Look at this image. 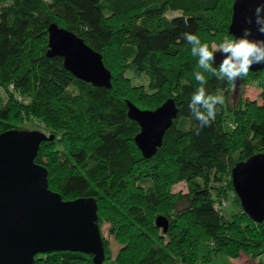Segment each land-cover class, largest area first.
Here are the masks:
<instances>
[{
	"label": "trees",
	"instance_id": "16d2710c",
	"mask_svg": "<svg viewBox=\"0 0 264 264\" xmlns=\"http://www.w3.org/2000/svg\"><path fill=\"white\" fill-rule=\"evenodd\" d=\"M233 2L0 0V88L9 95L8 99L0 95V132L11 128L13 115L25 114L53 130V138L41 142L34 161L47 169L49 188L64 200H96L98 220L108 224L120 245L113 264H189L198 256L202 239L211 243L214 254L230 258L241 253L258 257L264 252V220L255 222L243 212L231 182L236 163L264 153V106L248 114L245 107L217 105L215 119L199 135L195 134L199 121L188 108L198 87L194 78L198 57L191 54L192 46L182 33L213 34L200 14L216 8L213 14L222 22L216 34L230 35ZM166 11L180 14L166 17ZM134 18L137 22L127 32ZM212 21L217 20L212 17ZM52 23L70 30L102 55L111 73L109 89L74 77L62 57L47 55ZM173 59L178 64L169 80L160 65L150 67L155 60L169 69ZM122 66L149 74L155 92L142 94L124 76ZM204 72L206 93L226 100L232 83ZM168 95L175 100L178 116L157 152L146 159L134 142L140 127L127 116V101L155 109ZM226 118L229 130L224 128ZM182 181L188 191L172 193L171 186ZM215 184L221 191L213 194ZM229 190L239 209L226 217L214 202ZM160 215L174 216L166 232L155 225ZM102 240L105 264L109 251ZM205 256L208 261L210 252ZM79 263L93 264L92 256L52 251L36 255L32 264Z\"/></svg>",
	"mask_w": 264,
	"mask_h": 264
},
{
	"label": "water",
	"instance_id": "95a60500",
	"mask_svg": "<svg viewBox=\"0 0 264 264\" xmlns=\"http://www.w3.org/2000/svg\"><path fill=\"white\" fill-rule=\"evenodd\" d=\"M264 0H234L228 33L234 37L245 27L253 36L264 39L255 25L245 24L252 17L258 3ZM215 65L222 56L214 53ZM49 57L60 56L72 75L95 87L109 89L111 73L102 55L82 38L56 23L48 27ZM264 69V64L253 65L250 71ZM240 87V80L235 88ZM127 116L140 127L134 142L146 159L162 145L165 131L178 116L173 97L155 109H141L127 101ZM39 129L10 128L0 132V264H32L38 254L52 251L80 252L92 256L93 264L105 260L104 244L99 231L98 206L92 197L64 200L60 193L48 186L47 169L37 164L41 142L51 140ZM231 182L240 206L252 220H264V153L238 162L231 169ZM163 232L169 220L155 219Z\"/></svg>",
	"mask_w": 264,
	"mask_h": 264
},
{
	"label": "rangeland",
	"instance_id": "374dc122",
	"mask_svg": "<svg viewBox=\"0 0 264 264\" xmlns=\"http://www.w3.org/2000/svg\"><path fill=\"white\" fill-rule=\"evenodd\" d=\"M216 7V6H215ZM216 8H211L209 12H204L201 13V19L204 20L205 22V28L208 30L211 29L213 31H204V36H199L198 38L200 39L201 43H207L209 45V50L214 51L213 45H219L224 41L225 38L227 39H232L230 35H227L225 32L222 33H217L216 34V29L221 28L222 22H218L220 20L217 14L215 13ZM217 13V12H216ZM179 11H166L165 16L166 17H172L175 15H179ZM212 17L216 18V23L212 21ZM137 20L134 18V20L130 21L128 24L130 27L127 30V32L131 31V24H135ZM127 29V28H125ZM210 37V38H209ZM168 63H170L169 69L166 68V64L160 63L158 64L157 61L153 60L150 67L152 66H159L160 69L162 70L163 74L165 75V79L169 80L172 78L174 72L176 71L177 64L178 62H175V59L170 60ZM191 66H195L191 64ZM125 68L124 76L127 77L130 81L131 85L137 86L138 89L142 90V94L150 95L155 92V88H152L154 85L150 84V75L147 73H141L137 72L134 69H131L130 67L122 66L121 69ZM156 68V67H155ZM195 68L197 69L196 71H200L203 75H205V72L203 69H200L198 67V64H196ZM159 69V68H158ZM264 69L258 71H250L247 76L241 77L242 79L246 80V83L240 84V87L238 89L235 88L233 90V86L229 89V91L226 93V100L225 103L228 105V108L230 109H239L241 107H245L248 114L253 113L256 110V107H261L264 106V73H262ZM117 73V72H116ZM118 76H121V72L117 73ZM164 88L166 84L162 85ZM0 95L4 96L6 99L9 98V95L4 92L2 88H0ZM17 99L24 102V103H29V99L26 97H21L16 94ZM167 97H172L171 95L166 96ZM164 99V100H165ZM143 107V106H142ZM141 108V107H139ZM144 109V108H141ZM229 124L230 121L228 118H226L224 122V128L229 130ZM9 125L11 128H26V129H39L42 130L46 135L48 136H54V132L52 129H48L42 126V124L34 117L31 116V114H25L22 117L19 115H13L12 119L9 122ZM237 157V155H235ZM225 182L223 183V186H225ZM144 187H147V184H143ZM215 187L217 186V189L214 190L212 193L215 194V191H221L218 187V184L214 185ZM170 191L172 193H185L188 191V184H186L184 181L182 182H176L174 183ZM220 196V195H219ZM220 200H223L225 205L222 206L220 209L226 217H230L232 212H236L239 209V203L236 201L235 194L229 190L224 197H218L216 198L215 202H219ZM172 217L171 216L168 220L171 221ZM170 223V222H169ZM99 224V231L101 236L105 239L107 249L109 251V260H106L105 262L107 264H113L112 260L114 259L117 250L119 249L120 245L116 242L115 237L113 234L109 232L108 229V224L106 222H103L101 220H98ZM203 241L200 243L198 247V256L196 258L189 262V264H234V260L230 259L227 255L216 253L214 254L213 251L211 250L210 242H206L205 239H202ZM210 252V257L209 260L206 261L205 258H207L208 253ZM242 254V255H241ZM240 259L243 258L245 253H241ZM236 261V259H235ZM105 263V264H106ZM82 264V263H79ZM87 264V263H84ZM183 264V263H182Z\"/></svg>",
	"mask_w": 264,
	"mask_h": 264
},
{
	"label": "clouds",
	"instance_id": "9594fccd",
	"mask_svg": "<svg viewBox=\"0 0 264 264\" xmlns=\"http://www.w3.org/2000/svg\"><path fill=\"white\" fill-rule=\"evenodd\" d=\"M245 24L255 25L259 36H264V2L258 3L253 11L252 17L245 18ZM184 24L188 25V18L184 19ZM191 47V54L198 57V67L213 75L218 81H228L233 85L241 77L248 75L253 65L264 64V39L253 36L251 27L241 30L239 36L232 39L225 38L219 45H213L223 57L218 69L213 67L215 56L209 50L207 43H201L200 39L189 32L182 33ZM195 81L198 82L196 91L191 95L188 108L191 114L199 121L195 134L199 135L202 128L207 127L215 119L218 112L217 105H223L225 98L223 95H213L206 93V79L200 72L194 73Z\"/></svg>",
	"mask_w": 264,
	"mask_h": 264
},
{
	"label": "crops",
	"instance_id": "0c3cea01",
	"mask_svg": "<svg viewBox=\"0 0 264 264\" xmlns=\"http://www.w3.org/2000/svg\"><path fill=\"white\" fill-rule=\"evenodd\" d=\"M241 255H239L236 258H230V259L234 260V264H264V252L258 257H253L250 254L245 253L243 254L245 256L240 259Z\"/></svg>",
	"mask_w": 264,
	"mask_h": 264
},
{
	"label": "built area",
	"instance_id": "2783aa9c",
	"mask_svg": "<svg viewBox=\"0 0 264 264\" xmlns=\"http://www.w3.org/2000/svg\"><path fill=\"white\" fill-rule=\"evenodd\" d=\"M223 205H225L224 201L223 200H220L219 202H216L214 204V207H215L216 210H219L220 211V209L222 208Z\"/></svg>",
	"mask_w": 264,
	"mask_h": 264
}]
</instances>
